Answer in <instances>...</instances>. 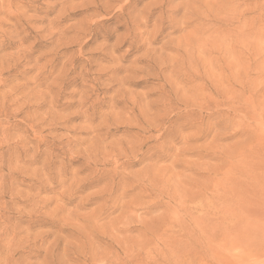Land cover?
Instances as JSON below:
<instances>
[{
	"label": "rangeland",
	"instance_id": "obj_1",
	"mask_svg": "<svg viewBox=\"0 0 264 264\" xmlns=\"http://www.w3.org/2000/svg\"><path fill=\"white\" fill-rule=\"evenodd\" d=\"M0 264H264V0H0Z\"/></svg>",
	"mask_w": 264,
	"mask_h": 264
},
{
	"label": "bare ground",
	"instance_id": "obj_2",
	"mask_svg": "<svg viewBox=\"0 0 264 264\" xmlns=\"http://www.w3.org/2000/svg\"><path fill=\"white\" fill-rule=\"evenodd\" d=\"M240 216V215H239ZM248 216V215H247ZM232 217V216H231ZM236 218V217H235ZM239 218H242V217H239ZM233 219V218H232ZM240 220H242V219H240Z\"/></svg>",
	"mask_w": 264,
	"mask_h": 264
}]
</instances>
